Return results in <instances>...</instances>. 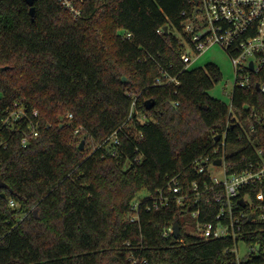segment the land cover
Listing matches in <instances>:
<instances>
[{"label":"trees","instance_id":"16d2710c","mask_svg":"<svg viewBox=\"0 0 264 264\" xmlns=\"http://www.w3.org/2000/svg\"><path fill=\"white\" fill-rule=\"evenodd\" d=\"M78 6L74 21L57 0H35L31 21L24 0H0V264H128L129 249L147 264H264V226L249 229L245 242L256 250L237 262L230 239L185 233L193 206L143 210L170 177L184 186L199 180L193 162L211 154L224 131L229 173L258 159L254 149L264 159V92L255 89L264 86V66L247 70L250 87L233 88L230 113L209 95L222 79L219 67L185 68L180 59L181 14L192 4ZM162 70L178 84L152 86ZM146 100L154 101L150 110ZM14 104L38 113V136L25 146L24 120L2 126ZM115 132L118 145L108 141ZM81 140L97 146L88 154ZM250 191L264 195V182ZM140 198L139 221L130 223ZM206 211L215 207H203L200 221L212 219ZM174 223L180 237H163Z\"/></svg>","mask_w":264,"mask_h":264},{"label":"built area","instance_id":"2783aa9c","mask_svg":"<svg viewBox=\"0 0 264 264\" xmlns=\"http://www.w3.org/2000/svg\"><path fill=\"white\" fill-rule=\"evenodd\" d=\"M89 0H57L74 21L82 17L78 5ZM192 4L190 12L183 11L184 19L181 22L184 37L181 38L183 52L181 61L188 68L208 48L219 45L229 55L235 70L234 87H250V76L247 72L258 73L264 66V0H186ZM162 30H157L160 35ZM130 34L124 36L129 39ZM252 63V70L249 64ZM162 77L157 78L152 86L177 85L176 77L168 76L163 70ZM233 87V88H234ZM259 91L264 92V86L259 85ZM232 113V106L227 105ZM137 114L135 98L133 99L131 114ZM71 119V115H66ZM142 118V117H141ZM144 119V117L142 118ZM24 120L25 131L22 133L21 145L25 146L29 139L38 136V113L27 115L25 109L14 104L8 110L2 126H12L17 121ZM81 128L74 130V137H78ZM226 131L216 136V146L207 154L193 162L194 170L201 176L199 180L191 181L184 186L179 175L170 177L165 186L156 189L153 195H148L150 204L143 207L145 212L158 211L165 208L183 209L188 205L194 207L190 213L191 222L185 223V233L201 240L230 239L233 242V253L237 262V244L249 234V229L264 226V195L261 191L252 194L251 189L264 182V159L261 152L255 150L258 159L251 160L240 171L229 173L231 165H227L226 156L230 152L225 146ZM108 141L118 145L116 132ZM219 161L220 165H215ZM214 170L219 171L215 173ZM144 198L132 202V212L128 214L127 221L137 223L139 211ZM243 203V205H241ZM13 206V203L10 202ZM203 207H215V213L206 211L210 221H200ZM211 215V216H210ZM172 224L163 229L165 238L173 237ZM247 245V244H246ZM127 248H131L126 243ZM249 246V245H248ZM251 252L255 251V246ZM126 260L128 264H147L140 253L135 255L129 249Z\"/></svg>","mask_w":264,"mask_h":264},{"label":"rangeland","instance_id":"374dc122","mask_svg":"<svg viewBox=\"0 0 264 264\" xmlns=\"http://www.w3.org/2000/svg\"><path fill=\"white\" fill-rule=\"evenodd\" d=\"M208 63L217 65L222 74L221 81L214 85V87L209 91V95L222 101L226 105H230L231 94L235 83V70L229 55L219 45H214L204 51V53H202L195 61L190 63L189 68L204 67ZM83 146L82 150L89 154L96 148L97 145L90 140ZM214 172L218 173L219 171L214 170ZM144 195L145 191L142 190L137 194L136 198ZM251 249V246L246 245L243 241H239L237 244V259L240 261L245 260L251 253Z\"/></svg>","mask_w":264,"mask_h":264},{"label":"water","instance_id":"95a60500","mask_svg":"<svg viewBox=\"0 0 264 264\" xmlns=\"http://www.w3.org/2000/svg\"><path fill=\"white\" fill-rule=\"evenodd\" d=\"M24 1L27 4V6L29 7V16L31 18V21H34L35 9L33 7V3H34L35 0H24ZM163 30L166 33L167 27H164ZM5 69H6V67L2 68V70H5ZM249 69L252 70V63L249 64ZM255 89L257 91H259V85L258 84L255 85ZM144 105H145L146 110H150L153 107V105H154V101L153 100H146L144 102ZM215 141H218V138L215 139ZM83 145H84V140H81L80 146H79V150H82ZM214 164L215 165H220V162L219 161H215ZM0 188H5V185L1 182V180H0ZM2 197H4V195H2ZM241 205H243V203H241ZM172 228H173V237H174V239H178L180 237V230H179L178 225L176 223H174Z\"/></svg>","mask_w":264,"mask_h":264}]
</instances>
